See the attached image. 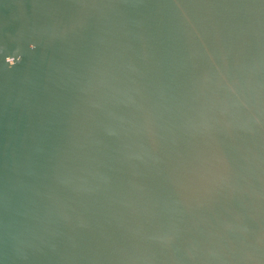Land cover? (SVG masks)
<instances>
[{"label": "water", "instance_id": "95a60500", "mask_svg": "<svg viewBox=\"0 0 264 264\" xmlns=\"http://www.w3.org/2000/svg\"><path fill=\"white\" fill-rule=\"evenodd\" d=\"M0 264H264V0H0Z\"/></svg>", "mask_w": 264, "mask_h": 264}, {"label": "clouds", "instance_id": "9594fccd", "mask_svg": "<svg viewBox=\"0 0 264 264\" xmlns=\"http://www.w3.org/2000/svg\"><path fill=\"white\" fill-rule=\"evenodd\" d=\"M15 64L11 65V66H14Z\"/></svg>", "mask_w": 264, "mask_h": 264}]
</instances>
